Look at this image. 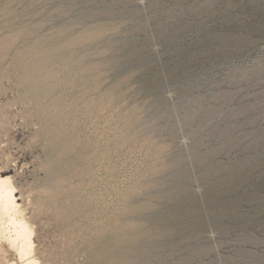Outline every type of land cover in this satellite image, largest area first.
<instances>
[{"label": "rangeland", "instance_id": "1", "mask_svg": "<svg viewBox=\"0 0 264 264\" xmlns=\"http://www.w3.org/2000/svg\"><path fill=\"white\" fill-rule=\"evenodd\" d=\"M0 7V170L30 264H96L126 229L132 264H264V0ZM38 40L59 56L34 102L16 60ZM2 226L0 264H22Z\"/></svg>", "mask_w": 264, "mask_h": 264}, {"label": "bare ground", "instance_id": "2", "mask_svg": "<svg viewBox=\"0 0 264 264\" xmlns=\"http://www.w3.org/2000/svg\"><path fill=\"white\" fill-rule=\"evenodd\" d=\"M23 33H25V32H23ZM18 38H20L21 40L29 39V37L25 39L24 36H22V37L18 36ZM42 38H43V36H42ZM82 38H83L82 36H77V37H70V36L68 37L67 36L65 38V41H66L65 44L73 47V46L79 44L81 42ZM34 40H35V38H34ZM19 50H20V48H19ZM24 52H25L26 56H23L20 54L17 56V60H16V61H18L17 63L21 66L22 75H21V79H20V84L23 87V89L26 91L25 93L28 94L29 97L28 96L27 97L34 100V102H35L37 99H39L40 96H43L44 93H46L44 90H42V91L37 90L40 83L43 85V88L45 87V77H44L45 74L42 75V81H40V83H38V81H37V75H40L39 73L41 72V67H39L40 63L42 61H47V62H49V64H51V66L54 67L58 64V56L59 55L57 53V49H55V48L53 49L52 47H50V48L44 47L42 40H38L32 44L28 43L25 46ZM13 56H15V55H13ZM54 68H56V67H54ZM46 70H48V69H46ZM44 73H45V71H44ZM47 79H50V78H47ZM52 102H53V100H52ZM70 140H71V137L67 138L66 139L67 143H69ZM55 169L57 170V167ZM2 173H3V171L1 169L0 170V217H1L0 219L1 220L4 219L6 221V224L10 227L11 230H9V228H8V231L5 232V229H7V227L2 226L3 228H2L1 234H3V236H4L3 238H5V236H7L6 239L10 242L11 246L16 249L20 259L23 260L22 264H30L31 261L28 260V256L32 252L31 231H29L26 228V226H24L25 222L22 224V222L20 220H17L15 218V216H14L15 213L13 211L16 210L17 204H16V202L14 200V196H13V193H14L13 188L14 187H12V185H11L12 182L10 181V179L8 177H3L1 175ZM129 208L130 207H128L127 209H129ZM131 210L133 211V209H131ZM128 211L130 212V210H128ZM125 228H126V226L123 229L125 230ZM135 232H137V231H135ZM145 233H143V234H145ZM157 233H158V231H157ZM163 233L164 232L162 231V234ZM136 235H138V234H136ZM136 235H135V233L134 234L131 233L129 231V229H126L125 230V236L117 238L116 242L113 245H110V244H107L106 242H103L104 244L99 245L98 249L95 250L94 256H93L94 257L93 262L96 264H124L125 262H127V263L131 262V264H132V262L134 260L133 255L136 254L138 252V249H139V245H137L138 243L136 244ZM10 264H17V263L13 262Z\"/></svg>", "mask_w": 264, "mask_h": 264}]
</instances>
